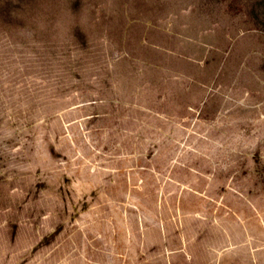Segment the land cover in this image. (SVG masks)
<instances>
[{"label": "rangeland", "instance_id": "obj_1", "mask_svg": "<svg viewBox=\"0 0 264 264\" xmlns=\"http://www.w3.org/2000/svg\"><path fill=\"white\" fill-rule=\"evenodd\" d=\"M0 264H264V0H0Z\"/></svg>", "mask_w": 264, "mask_h": 264}]
</instances>
